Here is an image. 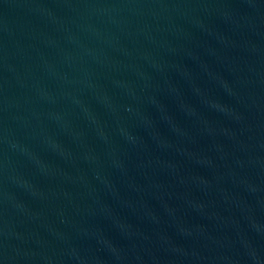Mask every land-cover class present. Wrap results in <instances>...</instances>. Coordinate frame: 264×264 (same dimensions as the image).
I'll return each instance as SVG.
<instances>
[{
	"label": "water",
	"instance_id": "water-1",
	"mask_svg": "<svg viewBox=\"0 0 264 264\" xmlns=\"http://www.w3.org/2000/svg\"><path fill=\"white\" fill-rule=\"evenodd\" d=\"M0 264H264V0H0Z\"/></svg>",
	"mask_w": 264,
	"mask_h": 264
}]
</instances>
